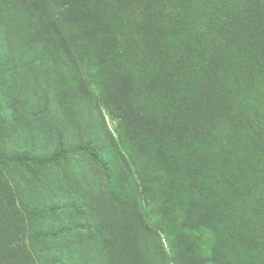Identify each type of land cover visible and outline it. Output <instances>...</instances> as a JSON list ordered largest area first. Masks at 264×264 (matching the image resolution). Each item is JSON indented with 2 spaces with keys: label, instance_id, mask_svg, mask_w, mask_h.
Here are the masks:
<instances>
[{
  "label": "trees",
  "instance_id": "16d2710c",
  "mask_svg": "<svg viewBox=\"0 0 264 264\" xmlns=\"http://www.w3.org/2000/svg\"><path fill=\"white\" fill-rule=\"evenodd\" d=\"M0 264H264V0H0Z\"/></svg>",
  "mask_w": 264,
  "mask_h": 264
},
{
  "label": "rangeland",
  "instance_id": "374dc122",
  "mask_svg": "<svg viewBox=\"0 0 264 264\" xmlns=\"http://www.w3.org/2000/svg\"><path fill=\"white\" fill-rule=\"evenodd\" d=\"M63 21H66V19L63 20ZM66 22H64V23H66ZM70 29H71V27H69V30ZM105 123H106L107 127L109 128V130L112 132V129H114L115 123L113 121H111L110 119H108L107 116H105ZM152 226H154V225L152 224ZM162 243L164 244L163 246H164V248H165V250L167 252V242L165 241V239H162Z\"/></svg>",
  "mask_w": 264,
  "mask_h": 264
}]
</instances>
